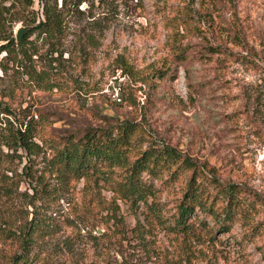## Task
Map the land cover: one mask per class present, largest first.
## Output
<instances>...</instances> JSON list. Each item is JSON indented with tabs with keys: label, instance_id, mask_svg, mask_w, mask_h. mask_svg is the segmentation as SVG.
I'll return each mask as SVG.
<instances>
[{
	"label": "rangeland",
	"instance_id": "1",
	"mask_svg": "<svg viewBox=\"0 0 264 264\" xmlns=\"http://www.w3.org/2000/svg\"><path fill=\"white\" fill-rule=\"evenodd\" d=\"M80 7L86 13L72 15L60 60L50 62L38 30L27 46L39 52L27 66L0 53V100L12 111L1 115L14 121L18 115V123L33 116L43 147L31 160L19 149L0 162V179L5 165L14 169L8 171L17 195L0 196V227L7 218L23 227L34 217L39 229L30 264H264V0H83ZM38 9L34 0L24 14ZM90 13L98 26L89 23ZM234 16L248 53L223 30ZM178 23L185 35L175 42ZM21 25L32 27L19 21L14 35ZM90 32L98 47L87 43ZM181 41L183 52L173 48ZM210 43L225 49L211 50ZM117 55L131 71L117 67ZM34 69L45 70L54 87L37 80ZM126 120L138 123L133 158L149 144H171L213 167L215 180L198 179L205 208L191 213L187 231H179L176 214L192 169L144 170L156 195L132 201L115 191L124 169L104 162L76 170L61 160L71 139L89 128L115 135ZM231 185L233 201L224 192ZM22 253L0 230V264Z\"/></svg>",
	"mask_w": 264,
	"mask_h": 264
},
{
	"label": "trees",
	"instance_id": "2",
	"mask_svg": "<svg viewBox=\"0 0 264 264\" xmlns=\"http://www.w3.org/2000/svg\"><path fill=\"white\" fill-rule=\"evenodd\" d=\"M39 1L41 2V9L34 11L33 17H28L24 12L27 7L29 8L33 5L34 0H0V53L5 51L8 58L13 59L21 66H27V62L34 59L33 55L39 52L38 49L30 52V48L27 46V43L31 42L30 36L36 30H38V37L43 35L44 42L47 44L46 54L51 55L50 62L60 60L66 51V45L69 40L68 35L73 22L72 15H83L86 13V9L80 7L83 0ZM206 15V22H208L209 27H212L215 17L212 12ZM89 16L94 17L95 14L90 13ZM185 17L181 19L180 23H184L190 18V16ZM225 20L227 24L222 23L223 30L227 31V35L234 44L247 50L248 53L251 47L246 38L244 26L241 25L236 16L231 21L227 20V18ZM19 21H26L32 24V27L28 30L26 36L17 41L16 35H14V27ZM89 23L98 26L99 17L90 19ZM180 23L177 24V31L174 33L176 36L174 38L175 42L179 37L183 39L185 35L179 29ZM86 38L87 43L91 46H99V38L95 33H88ZM223 45L210 43L209 48L211 50H217L219 47L225 49ZM173 48L180 50V52L186 50L185 47L183 48V41L180 42V45H174ZM13 53H15V57H13ZM243 57L246 58L247 55L243 53ZM116 59L118 61L117 67L126 71L132 70V64L124 55H117ZM27 72L32 73L30 70ZM34 73L37 75L35 77L37 80L44 82L47 78L45 77V70L37 71V69H34ZM31 76L33 77L34 75ZM45 85L47 88L54 87V83L50 78L46 80ZM119 86L122 90V95H124L125 88L121 84ZM2 112L12 113L10 107L0 100V162L9 161L14 154L13 152H17L19 149H23L28 160H31L33 155L40 154L43 151V147L35 139L37 134L36 119L31 116L18 123V120H20L18 115H15L14 121L9 118L4 119L1 115ZM137 124L136 121L132 120L123 121L120 123L119 132L115 135L112 132L110 134H102L96 128H89L78 139L69 141L71 146L65 147L61 151L60 156L65 157L61 158V160L65 159V165L69 169L81 170L90 165L97 167L104 162L110 167L118 166L124 169L126 174L119 181L120 184L115 188V191L122 198L131 199L132 201H148L150 196L156 195L153 185L148 184L143 179L144 170L156 174L155 168L161 164L166 165L168 168H173L175 172L180 168L184 171L192 169V174L187 181V187L177 205L176 214V225L179 227V231H187L190 228L188 218L191 217V213H194L198 207L205 208L201 180L198 179L204 175H211L213 180H215L213 167L206 163L199 164L192 156L182 153L180 149L171 144L163 146L149 144L143 149H136L137 153L133 158L130 154L131 139L138 130ZM4 145L8 147L7 151H4ZM10 150L12 151L10 152ZM8 170H14L10 164L4 166L3 172L6 178L0 179V196H5L7 199L17 196L15 195V186L12 184L15 173L12 174ZM25 174H30L28 169L25 170ZM236 188L237 186L231 185L228 191H224L229 193V201H233ZM205 198L209 199V196ZM211 212L215 213L213 209H211ZM34 221L36 222L34 217H32L27 222V225L25 224L26 226L23 227L14 225L15 222L10 218L2 221L1 234L5 238H12V241H18L23 249V255H16L13 258V264H30L33 262L30 253L37 242L35 232L37 233L39 229L38 224ZM26 254L27 257H25Z\"/></svg>",
	"mask_w": 264,
	"mask_h": 264
},
{
	"label": "water",
	"instance_id": "3",
	"mask_svg": "<svg viewBox=\"0 0 264 264\" xmlns=\"http://www.w3.org/2000/svg\"><path fill=\"white\" fill-rule=\"evenodd\" d=\"M30 28L29 25H21L16 30V38L17 40H21L25 34V32Z\"/></svg>",
	"mask_w": 264,
	"mask_h": 264
},
{
	"label": "built area",
	"instance_id": "4",
	"mask_svg": "<svg viewBox=\"0 0 264 264\" xmlns=\"http://www.w3.org/2000/svg\"><path fill=\"white\" fill-rule=\"evenodd\" d=\"M114 96L117 98V99H121V95L119 94V92L117 91L116 93H114Z\"/></svg>",
	"mask_w": 264,
	"mask_h": 264
}]
</instances>
